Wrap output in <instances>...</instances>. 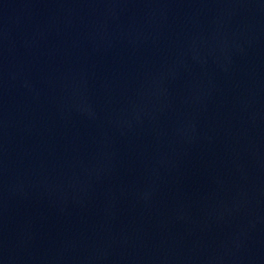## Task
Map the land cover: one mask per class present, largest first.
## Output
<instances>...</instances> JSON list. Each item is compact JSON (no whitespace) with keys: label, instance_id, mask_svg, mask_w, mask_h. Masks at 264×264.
I'll return each instance as SVG.
<instances>
[{"label":"water","instance_id":"95a60500","mask_svg":"<svg viewBox=\"0 0 264 264\" xmlns=\"http://www.w3.org/2000/svg\"><path fill=\"white\" fill-rule=\"evenodd\" d=\"M0 264H264V0H0Z\"/></svg>","mask_w":264,"mask_h":264}]
</instances>
